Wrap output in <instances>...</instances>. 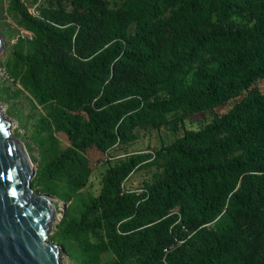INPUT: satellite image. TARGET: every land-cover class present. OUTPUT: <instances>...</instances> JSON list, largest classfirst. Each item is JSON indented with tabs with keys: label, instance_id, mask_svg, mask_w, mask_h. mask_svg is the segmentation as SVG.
Listing matches in <instances>:
<instances>
[{
	"label": "trees",
	"instance_id": "obj_1",
	"mask_svg": "<svg viewBox=\"0 0 264 264\" xmlns=\"http://www.w3.org/2000/svg\"><path fill=\"white\" fill-rule=\"evenodd\" d=\"M26 1L0 7V93L33 111L16 116L32 185L67 204L51 240L71 264H165L171 247L167 264H264V0Z\"/></svg>",
	"mask_w": 264,
	"mask_h": 264
},
{
	"label": "water",
	"instance_id": "obj_2",
	"mask_svg": "<svg viewBox=\"0 0 264 264\" xmlns=\"http://www.w3.org/2000/svg\"><path fill=\"white\" fill-rule=\"evenodd\" d=\"M11 125L0 109V264H62L64 247L49 240L58 207L51 195L33 188L38 163L11 136ZM66 210L64 203L62 218Z\"/></svg>",
	"mask_w": 264,
	"mask_h": 264
},
{
	"label": "rangeland",
	"instance_id": "obj_3",
	"mask_svg": "<svg viewBox=\"0 0 264 264\" xmlns=\"http://www.w3.org/2000/svg\"><path fill=\"white\" fill-rule=\"evenodd\" d=\"M6 2H7V0H1L0 7L5 9L7 6ZM0 21L3 22L2 25L0 24V37L3 40V50L0 53V60H1L5 54V50L8 48V46L15 42V38H14L15 35H13V37L11 38L7 35V33L3 32L7 23H10L12 26H14V24L11 23L9 19H7V18L4 19L3 16L0 15ZM2 76H3V71L0 69V87L7 85V83L5 82V80ZM259 87H262L264 89V83L263 82L259 83ZM11 90H12V88H11ZM0 94L2 97L0 99L1 112L3 113L4 116H6L11 121V123H13V125H11V136L18 138L19 140H21L24 143V145H25L35 167H36V165L38 163V151H37L35 145L30 143V140L28 139L27 130L21 126V124L19 123V121L16 118V116L18 114H20L21 112H23L24 114H27L31 117V115L33 114V111L28 107V102L25 100L24 97L7 98L6 94H4V93H0ZM17 102L19 103L20 110H15V108H14V104ZM231 106H232V104L230 103L226 107L219 108L216 110L215 114H219V115L224 114L231 108ZM10 111H14V113H11ZM215 114H214V112H205V113L195 114V115L188 118L187 125L189 128L199 129V128L203 127L205 124L209 123L214 118ZM60 138L63 142V145L68 146L69 143L67 141V137L64 134H60ZM28 144H30V146ZM146 145H147V143H144L143 146L146 147ZM153 145H154V143H153ZM117 154H120V153H117ZM87 157L89 158V160L93 166L94 172H93L91 182H90L91 185L89 184V186L84 191L89 192V193H93V194H98L99 190L101 189V180H102L101 171L104 169L106 155L102 154L101 152L97 151L96 149H89L87 151ZM107 159H108V157H107ZM145 177H146V172H144V171L139 172L138 174L135 173L130 180L129 186L132 187L133 189H140L143 186L142 181H143V178H145ZM38 191H40V190H38ZM52 200L57 205L58 211L55 213V218L51 223V231H50V238H49L50 241H52L51 238L56 233L57 226H58L59 222L62 220L61 212L64 208V202L63 201H61V200L57 201V199L55 197H52ZM57 244H60V243H57ZM62 264H71L69 257L65 254V252L62 254Z\"/></svg>",
	"mask_w": 264,
	"mask_h": 264
},
{
	"label": "built area",
	"instance_id": "obj_4",
	"mask_svg": "<svg viewBox=\"0 0 264 264\" xmlns=\"http://www.w3.org/2000/svg\"><path fill=\"white\" fill-rule=\"evenodd\" d=\"M24 1H25V0H23V2H24ZM36 8H37V5H34L33 7L30 8V12H31L34 16H37V10H36ZM183 229L186 230L185 227H183ZM183 242H184V240H178V239H175V243H177V244H181V243H183ZM171 248H172V247H171ZM171 248H169V249H168V248L165 249V254H166V255L170 252ZM166 255H165L164 259H163V261H164L165 264H167V261H166Z\"/></svg>",
	"mask_w": 264,
	"mask_h": 264
},
{
	"label": "clouds",
	"instance_id": "obj_5",
	"mask_svg": "<svg viewBox=\"0 0 264 264\" xmlns=\"http://www.w3.org/2000/svg\"><path fill=\"white\" fill-rule=\"evenodd\" d=\"M24 3L27 5V1H26V0L24 1ZM32 7H33V6H32ZM30 8H31V7H30ZM30 8H29V11H30ZM36 10H37V8H36ZM31 14H32V13H31ZM37 16H38V13H37ZM22 34H23V35H24V34L27 35L29 38L32 37V34L29 33V32H25V31H23ZM38 164H39V163H38ZM52 197H53V196H52ZM56 199H58V198H56ZM58 200H59V199H58ZM178 222H180V219L177 221V223H178ZM177 223H176V224H177ZM183 227H184V226H183ZM184 230H185V229H184ZM186 230H187V229H186Z\"/></svg>",
	"mask_w": 264,
	"mask_h": 264
},
{
	"label": "bare ground",
	"instance_id": "obj_6",
	"mask_svg": "<svg viewBox=\"0 0 264 264\" xmlns=\"http://www.w3.org/2000/svg\"><path fill=\"white\" fill-rule=\"evenodd\" d=\"M58 201V200H57Z\"/></svg>",
	"mask_w": 264,
	"mask_h": 264
}]
</instances>
